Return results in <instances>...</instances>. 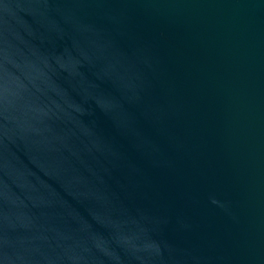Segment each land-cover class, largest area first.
<instances>
[{"label":"water","instance_id":"water-1","mask_svg":"<svg viewBox=\"0 0 264 264\" xmlns=\"http://www.w3.org/2000/svg\"><path fill=\"white\" fill-rule=\"evenodd\" d=\"M0 264H264V0H0Z\"/></svg>","mask_w":264,"mask_h":264}]
</instances>
